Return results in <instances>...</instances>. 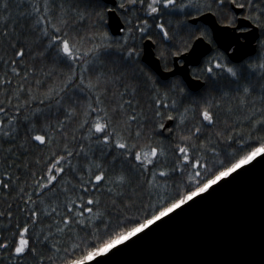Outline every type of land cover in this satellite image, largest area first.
I'll use <instances>...</instances> for the list:
<instances>
[{"label":"snow or ice","instance_id":"snow-or-ice-1","mask_svg":"<svg viewBox=\"0 0 264 264\" xmlns=\"http://www.w3.org/2000/svg\"><path fill=\"white\" fill-rule=\"evenodd\" d=\"M110 3L0 0V264H108L264 162V0Z\"/></svg>","mask_w":264,"mask_h":264},{"label":"water","instance_id":"water-1","mask_svg":"<svg viewBox=\"0 0 264 264\" xmlns=\"http://www.w3.org/2000/svg\"><path fill=\"white\" fill-rule=\"evenodd\" d=\"M118 22L109 20L113 31ZM108 264H264V162L118 250Z\"/></svg>","mask_w":264,"mask_h":264},{"label":"trees","instance_id":"trees-1","mask_svg":"<svg viewBox=\"0 0 264 264\" xmlns=\"http://www.w3.org/2000/svg\"><path fill=\"white\" fill-rule=\"evenodd\" d=\"M12 2H13V4H15L16 3V0H12ZM109 7H111V6H109Z\"/></svg>","mask_w":264,"mask_h":264},{"label":"flooded vegetation","instance_id":"flooded-vegetation-1","mask_svg":"<svg viewBox=\"0 0 264 264\" xmlns=\"http://www.w3.org/2000/svg\"><path fill=\"white\" fill-rule=\"evenodd\" d=\"M256 47H257V45H256ZM255 55V54H254Z\"/></svg>","mask_w":264,"mask_h":264}]
</instances>
